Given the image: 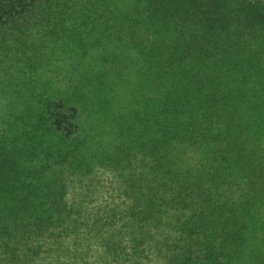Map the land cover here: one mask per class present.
<instances>
[{"label":"trees","instance_id":"16d2710c","mask_svg":"<svg viewBox=\"0 0 264 264\" xmlns=\"http://www.w3.org/2000/svg\"><path fill=\"white\" fill-rule=\"evenodd\" d=\"M0 264H264V0H0Z\"/></svg>","mask_w":264,"mask_h":264}]
</instances>
